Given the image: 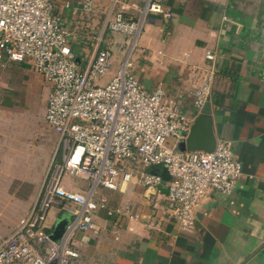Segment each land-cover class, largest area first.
Instances as JSON below:
<instances>
[{
    "label": "crops",
    "instance_id": "0c3cea01",
    "mask_svg": "<svg viewBox=\"0 0 264 264\" xmlns=\"http://www.w3.org/2000/svg\"><path fill=\"white\" fill-rule=\"evenodd\" d=\"M71 1L79 10L66 13L65 21L78 62L83 67L101 49L113 55L98 84H108L129 57L127 72L147 91L164 89L196 118L195 91L214 70V133L218 142L229 143L243 173L232 193L207 196L189 232L181 229L164 189L158 194L134 183L120 191L100 188L110 208L130 205L132 216L100 209L98 232L76 233L72 248L79 256L68 264H264V0H159L172 19L150 15L133 50L127 38L105 26V13L122 9L124 1L95 0L99 10L93 15L80 10L83 0ZM125 2L131 15L141 16L143 4ZM50 95L51 85L32 62L0 63L2 237L14 233L40 198L41 169L48 168L58 144L46 121ZM61 185L83 192L89 182L64 177ZM67 215L51 208L46 233ZM36 247L47 255L46 245Z\"/></svg>",
    "mask_w": 264,
    "mask_h": 264
},
{
    "label": "built area",
    "instance_id": "2783aa9c",
    "mask_svg": "<svg viewBox=\"0 0 264 264\" xmlns=\"http://www.w3.org/2000/svg\"><path fill=\"white\" fill-rule=\"evenodd\" d=\"M123 1L143 4L141 16L131 15ZM122 2V9L105 13V26L127 38L132 50L150 15L173 17L159 0H115ZM79 8L87 15L99 10L95 0H83ZM77 10L71 0H0V63L32 62L51 85L46 121L59 137L41 200L13 234L0 238V264H68L69 258L78 257L73 238L77 232H98L95 215L100 209L110 216L131 215L130 205L110 208L100 188L120 191L134 183L158 194L166 189L181 229L192 231L197 208L207 196L232 193L243 173L227 141L218 142L211 153L177 149L195 116L184 112L164 89L147 91L127 72L129 57L108 84H98L97 79L109 72L113 55L101 49L82 67L65 21ZM206 58L215 61L211 52ZM214 76L212 70L195 91L198 112L211 100ZM64 177L82 178L89 187L83 192L68 190L61 185ZM53 207L71 215L58 241L45 231ZM36 243L47 246L46 256Z\"/></svg>",
    "mask_w": 264,
    "mask_h": 264
},
{
    "label": "water",
    "instance_id": "95a60500",
    "mask_svg": "<svg viewBox=\"0 0 264 264\" xmlns=\"http://www.w3.org/2000/svg\"><path fill=\"white\" fill-rule=\"evenodd\" d=\"M212 114V104L207 102L195 118L190 131L185 133L184 139L178 143L177 149L179 151H204L211 153L216 149L218 141L214 133ZM162 174L166 181L170 179L166 168L163 169ZM150 190L153 191L154 189L151 188ZM166 191L164 189V192ZM70 219V214L62 218L55 225L53 231L50 232L49 237L54 241H58L65 233Z\"/></svg>",
    "mask_w": 264,
    "mask_h": 264
},
{
    "label": "rangeland",
    "instance_id": "374dc122",
    "mask_svg": "<svg viewBox=\"0 0 264 264\" xmlns=\"http://www.w3.org/2000/svg\"><path fill=\"white\" fill-rule=\"evenodd\" d=\"M38 107H39V112H40V108L42 109L43 108V106L41 105V107H40V105H38ZM37 112H34V114H36ZM35 116V118H34V120H36V122H37V125H39V123L41 124L42 123V120H41V112L40 113H37L36 115H34ZM39 117V118H38ZM45 129H47V130H50V128H46L45 127ZM37 139V141L38 140H41V139H38V138H36ZM57 141H58V136H57ZM173 141L171 140V139H169L168 141H167V144L168 145H170V146H172L173 145ZM56 150H57V147H56ZM56 150H52V152H53V156L51 157L52 159H50V163H49V166H48V168L47 169H41V192H40V195H41V193L43 192V187H44V184H45V180H46V178L48 177V174H49V169H50V167H51V164H52V162H53V159H54V154L56 153ZM62 156V149H60L59 150V152H58V154H57V156H56V158H55V160H56V162L57 161H59L60 162V157ZM42 196V195H41ZM40 196V197H41ZM41 199H39V200H37V202H39ZM36 202V203H37ZM35 203V204H36ZM34 204V205H35ZM34 205H33V207H34ZM32 207V208H33ZM1 224H4L3 222H2V220L0 221V225ZM0 237H2V235L0 234Z\"/></svg>",
    "mask_w": 264,
    "mask_h": 264
}]
</instances>
